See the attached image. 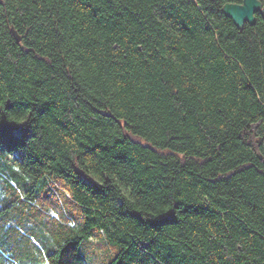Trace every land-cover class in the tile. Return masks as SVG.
Segmentation results:
<instances>
[{"label":"trees","instance_id":"16d2710c","mask_svg":"<svg viewBox=\"0 0 264 264\" xmlns=\"http://www.w3.org/2000/svg\"><path fill=\"white\" fill-rule=\"evenodd\" d=\"M243 1L0 0V264H264Z\"/></svg>","mask_w":264,"mask_h":264},{"label":"water","instance_id":"95a60500","mask_svg":"<svg viewBox=\"0 0 264 264\" xmlns=\"http://www.w3.org/2000/svg\"><path fill=\"white\" fill-rule=\"evenodd\" d=\"M264 11L260 0H244L243 3H227L224 6V13L232 19L238 27H243L246 23L256 24V13ZM13 34L20 41L21 37L12 28Z\"/></svg>","mask_w":264,"mask_h":264},{"label":"snow or ice","instance_id":"6c2138e0","mask_svg":"<svg viewBox=\"0 0 264 264\" xmlns=\"http://www.w3.org/2000/svg\"><path fill=\"white\" fill-rule=\"evenodd\" d=\"M54 215H55V213H54Z\"/></svg>","mask_w":264,"mask_h":264},{"label":"bare ground","instance_id":"6f19581e","mask_svg":"<svg viewBox=\"0 0 264 264\" xmlns=\"http://www.w3.org/2000/svg\"><path fill=\"white\" fill-rule=\"evenodd\" d=\"M261 12V11H260Z\"/></svg>","mask_w":264,"mask_h":264}]
</instances>
